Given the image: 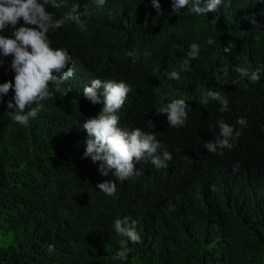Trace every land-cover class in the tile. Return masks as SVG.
Returning <instances> with one entry per match:
<instances>
[{
  "label": "trees",
  "instance_id": "obj_1",
  "mask_svg": "<svg viewBox=\"0 0 264 264\" xmlns=\"http://www.w3.org/2000/svg\"><path fill=\"white\" fill-rule=\"evenodd\" d=\"M159 2L162 16L150 0H106L100 7L96 0H67L65 7L46 8L61 17L77 6L86 30L66 22L49 31L51 45L72 56L75 75L61 91L52 88L27 126L5 114L13 90L0 102V239L11 238L0 246V264H264V28L244 19L255 15L264 24V0H223L206 16L174 12L172 0ZM209 37L214 45L206 43ZM192 43L200 45L199 56L179 81L168 80ZM227 46L231 54L224 53ZM245 57L252 70L260 68L258 83L232 70ZM12 59L0 53V84L14 83ZM96 78L131 88L117 113L119 126L154 132L172 155L167 168L141 160V175L119 181L114 170L103 176L101 162L82 158L88 136L82 125L103 107L83 96ZM209 89L226 96L227 112L216 101L202 103ZM171 99L189 106L183 127H169L166 114H157ZM238 118L248 128L231 150L218 158L195 153L219 135L218 120ZM113 180L115 196L96 187ZM124 216L137 221L141 240L128 242L126 261L113 260L120 241H127L113 222Z\"/></svg>",
  "mask_w": 264,
  "mask_h": 264
},
{
  "label": "clouds",
  "instance_id": "obj_2",
  "mask_svg": "<svg viewBox=\"0 0 264 264\" xmlns=\"http://www.w3.org/2000/svg\"><path fill=\"white\" fill-rule=\"evenodd\" d=\"M150 2L157 15L162 16L164 13L159 0H150ZM105 3L106 0H96L97 7ZM222 3L223 0H172V8L174 12L187 8L198 16H206L210 12H217ZM66 5L67 0H0V53L4 57H13L11 69L15 74L14 83L9 81L0 84V102H3L2 98L8 95L10 89L14 91L12 98L7 101L5 113L12 122L27 126L43 108L42 102L52 98V88L61 91L59 86L74 78L75 70L69 67L73 62L72 56L66 48H54L48 38L50 30L55 31L66 22L79 26L81 31L86 30L87 21L81 18L77 6H73L71 11L61 17H55L46 11L49 6L59 9ZM244 19L255 29L264 28V24L259 23L255 15L245 16ZM21 20L23 26L17 27ZM5 31L6 36L2 34ZM206 43L211 46L216 41L209 37ZM223 50L227 54H231L232 51L229 46L224 47ZM199 52V44H190L187 58L178 65V71L172 70L166 73L167 79L179 81L180 73L189 71L190 61L195 60ZM127 55L135 57L136 52L129 51ZM144 55L147 57L150 53L145 52ZM2 63L3 61H0V64ZM232 70L252 83H258L261 79L260 68L252 70L247 57L243 64L233 66ZM224 74L227 76L226 70ZM101 89L102 92H98ZM130 91L131 88L123 81H102L98 78L92 79L90 86L85 85L83 88L85 98L93 105L101 104L103 107L98 116L87 119L82 125L88 134L85 140L86 151L82 158L91 157L94 163L101 162L98 170L103 176H108L114 170L112 175L119 181L141 175L142 172L136 167L141 160L150 161L155 169L167 168L172 160L168 146L162 144L154 132H145L141 128L130 130L119 126L120 117L117 113L123 108ZM68 92L65 90L64 95ZM168 95L165 93L166 97ZM210 100L216 101L221 106L220 112L228 111L229 101L220 91L209 89L202 103L207 104ZM188 108L184 99H171L156 110L158 115L166 114L169 127L178 128L185 125ZM247 123L245 118H238L236 121L218 120L215 128L219 129V135H216L212 141L204 143L202 149L195 153L212 154L215 157L217 154L223 155L224 149H232V141L243 137L248 128ZM153 124L149 120L152 128ZM235 124L243 130H236ZM238 169L237 163L233 166V172ZM190 171L197 172L194 161ZM189 172L181 177L182 180L186 181ZM96 187L108 196H115L117 192L115 180L98 183ZM221 193H227V186L221 188ZM113 229L118 236L127 238V241L123 239L120 241L121 248L112 259L126 261L132 251L128 247V242L139 243L141 240L137 231V221L128 216L117 217L113 222ZM54 251L55 246L49 244L48 252Z\"/></svg>",
  "mask_w": 264,
  "mask_h": 264
},
{
  "label": "rangeland",
  "instance_id": "obj_3",
  "mask_svg": "<svg viewBox=\"0 0 264 264\" xmlns=\"http://www.w3.org/2000/svg\"><path fill=\"white\" fill-rule=\"evenodd\" d=\"M5 236H6L5 238L0 239V246L1 245L6 246L11 241L10 235H5Z\"/></svg>",
  "mask_w": 264,
  "mask_h": 264
}]
</instances>
